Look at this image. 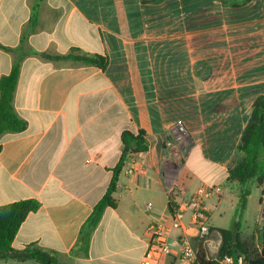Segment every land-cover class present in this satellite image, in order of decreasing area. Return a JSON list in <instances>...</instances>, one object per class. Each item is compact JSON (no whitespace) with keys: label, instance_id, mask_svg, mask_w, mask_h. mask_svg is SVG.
<instances>
[{"label":"crops","instance_id":"crops-1","mask_svg":"<svg viewBox=\"0 0 264 264\" xmlns=\"http://www.w3.org/2000/svg\"><path fill=\"white\" fill-rule=\"evenodd\" d=\"M34 2L0 0L2 46L19 47ZM26 44L55 56L79 49L107 65L36 55L23 61L14 107L28 125L1 138L0 206L36 200L40 207L13 249L35 244L60 264H142L151 228L162 224L172 254L160 264H181L179 238L188 236L195 251L200 242L182 205L201 186L222 188L205 200L211 234L203 240L206 251L219 249L221 231L230 229L222 223L224 183L240 161L254 97L264 94V0H44ZM15 57L0 47V79ZM177 123L189 133L186 146ZM125 131H144L149 148L120 174L117 207L105 210L85 254L80 232L111 184ZM174 182L181 189L171 197ZM259 186L262 214L253 230L242 222V236L264 221Z\"/></svg>","mask_w":264,"mask_h":264},{"label":"trees","instance_id":"trees-1","mask_svg":"<svg viewBox=\"0 0 264 264\" xmlns=\"http://www.w3.org/2000/svg\"><path fill=\"white\" fill-rule=\"evenodd\" d=\"M157 1V0H153ZM162 1V0H158ZM251 0H246L250 2ZM44 0H35L31 10L29 24L21 37V43L16 49L0 47L15 52L11 72L0 79V141L5 134H17L27 129V122L16 112L14 99L18 87L21 66L25 58L36 55L47 60H71L86 66L104 68L107 60L101 55H90L81 53L79 49H72L68 55L55 56L47 53H38L27 46L28 37L35 33L40 20V9ZM122 155L118 165L113 169V179L102 199L94 207L92 214L84 224L79 237V250L85 254L88 252L91 237L97 229L103 214L107 208H116L117 202L114 194L117 192L120 174L127 168L130 160L148 151V140L144 131L137 134L131 131L123 132L121 136ZM1 149V144H0ZM237 154L241 156L239 163L229 168V184L239 185V210L231 229L222 230V242L218 249V256H230L238 260L243 258V264H264V224L259 229L261 246L256 247L249 242V237L242 236V218L247 210L251 190L249 184L255 182L258 185L264 183V94L256 97L252 111L243 130L240 142L237 146ZM40 203L36 200H26L0 206V259L3 260H35L40 264H60L58 258L52 253L36 246L29 245L22 251L13 249L16 235L25 222L28 215L39 209ZM177 207L171 200L169 212L175 215ZM196 264H217L210 261L208 253L200 239L196 248Z\"/></svg>","mask_w":264,"mask_h":264},{"label":"built area","instance_id":"built-area-1","mask_svg":"<svg viewBox=\"0 0 264 264\" xmlns=\"http://www.w3.org/2000/svg\"><path fill=\"white\" fill-rule=\"evenodd\" d=\"M176 129L178 132H182V135H186V129L182 123H177ZM185 144L186 142L183 143L184 146H186ZM176 189H181V186L178 182H174L169 187V194L171 197ZM183 193L186 195L185 192ZM221 193L222 188L219 186H201L195 191L193 196L189 200L185 201L182 205L183 211L192 212L194 223L199 229V237L204 241H206L211 234V227L208 224L209 217L208 210L205 206V200L213 195H221ZM149 207H151V204ZM172 216L174 218V226L178 228L181 225L180 214L176 213ZM179 249L181 264H196L197 254L188 236L182 235L179 238ZM170 254H172V248L168 243L167 234L165 233L162 224H155L151 228L150 242L143 257L142 264H160L161 259L164 256ZM217 264H243V258L236 260L233 257L224 256L217 260Z\"/></svg>","mask_w":264,"mask_h":264},{"label":"rangeland","instance_id":"rangeland-1","mask_svg":"<svg viewBox=\"0 0 264 264\" xmlns=\"http://www.w3.org/2000/svg\"><path fill=\"white\" fill-rule=\"evenodd\" d=\"M254 97V96H253ZM256 98V97H254ZM185 127V126H184ZM186 129V128H185ZM178 136L180 139H182L184 142H186V145L190 139L189 133L187 132L186 129V135H182V132H178ZM184 136V137H183ZM250 190H251V196L249 198L250 204L247 210L243 214L242 222L244 226L248 224L250 226V230H253L255 226L258 223V219L261 216L260 212V199H261V187L256 184L255 182H251L249 184ZM224 188H225V195H227V198L225 200V205H226V215L223 217L222 223L224 224L225 227H230V229L233 226V223L236 218V213L239 210V185L238 184H229L227 182L224 183ZM236 196V198H235ZM214 220H218V217L213 216ZM264 224V221L261 225ZM261 226L256 227V231L253 234H248L247 237H249L248 241L256 245V247L261 246L260 243V234H259V229ZM246 234V233H245ZM245 237V236H244ZM208 252V258L210 261L217 262L219 259L218 256V248L214 249H207ZM176 264H179L177 262Z\"/></svg>","mask_w":264,"mask_h":264}]
</instances>
